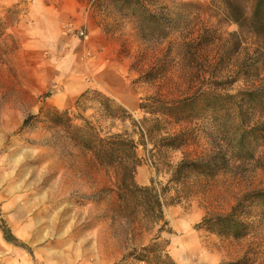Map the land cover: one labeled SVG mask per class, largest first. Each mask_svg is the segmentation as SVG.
<instances>
[{
  "label": "rangeland",
  "instance_id": "374dc122",
  "mask_svg": "<svg viewBox=\"0 0 264 264\" xmlns=\"http://www.w3.org/2000/svg\"><path fill=\"white\" fill-rule=\"evenodd\" d=\"M144 1L143 9L119 0H0V264H155L145 257L154 242L172 264H264V208L247 196L264 188L262 169L237 161L226 173L171 180L183 158L216 150L223 125L253 118L246 106L203 96L263 79L264 49L247 39L234 45L237 26L219 0ZM87 89L154 131L111 122L94 102L76 109ZM197 97L179 122L161 107ZM140 103L159 107L151 114ZM65 109L90 119L102 137L125 129L145 142L134 181L161 194L162 221L151 224L147 199L121 196L118 173L53 124ZM176 133H184L183 146H160ZM239 201L253 224L246 236L202 225Z\"/></svg>",
  "mask_w": 264,
  "mask_h": 264
},
{
  "label": "trees",
  "instance_id": "16d2710c",
  "mask_svg": "<svg viewBox=\"0 0 264 264\" xmlns=\"http://www.w3.org/2000/svg\"><path fill=\"white\" fill-rule=\"evenodd\" d=\"M119 1L128 6L137 5L143 9L145 8L144 0ZM219 2L223 6L226 18L237 26V31L229 33V37L235 41L234 45L237 47L238 43L241 44V42L247 39L251 40L252 44L256 45L259 49H264V0H219ZM148 17L154 21L160 20L151 12H148ZM255 67L257 68L258 66ZM196 99L198 100V97L184 98L174 102L170 106L161 107L171 111L172 115H175L179 122L186 116V108L191 106ZM204 99H218L222 105L226 104L227 101L233 102L240 110L246 106L253 118L249 121L241 120L239 125L234 126L230 130L227 129V126L223 125V136L216 150L194 159L183 158L175 166L171 180L176 182L191 173L202 174L206 177L226 173L234 162L237 161H252L256 168L264 171V78H259L258 82L252 80L248 88L239 90L234 94L226 93L223 96L218 95L211 98L206 95L203 96ZM86 102L97 103L101 107L103 116L111 122L120 121L124 123L125 121H129L134 129L139 128L141 131L147 129L149 134L154 131V128H150V126L148 127L144 123L138 124L122 105L99 91L85 90L75 100L74 106L76 109H84L86 108ZM139 107L148 113L156 114V107L159 106L140 103ZM71 113L69 109L63 111L56 110L53 115V124L70 129L71 140L89 150L99 165L114 169L118 173L121 196L130 199L141 197L144 201L147 199L146 203L150 204L149 211L153 213L150 220L151 224H158L162 221L163 202L161 194L152 183L147 186H138L134 181L135 169L140 164V158L136 150L139 144L145 145V142L142 139L136 140L125 129L119 132H108L107 135L102 137L97 125L90 119L82 116L80 112ZM261 116L262 118H260ZM255 117L258 118L256 119ZM76 120L82 123L78 125L73 124ZM24 122H26V119H24ZM161 139L162 141L159 142L160 146L175 149L183 146L186 141L184 133L172 134ZM247 196L249 200L248 205H258L264 208V188L254 189ZM242 206L239 201L231 207L228 213L203 219L202 225L220 235L240 239L251 232L253 225L239 213L242 210ZM262 214L264 215V212ZM161 230L162 226L160 225L158 232ZM3 235L7 241H16L8 229L3 231ZM154 243L149 248H146L145 257L153 258L155 264H172L170 257L165 252H162L164 248L163 244L160 245L158 243L157 248V246H154Z\"/></svg>",
  "mask_w": 264,
  "mask_h": 264
},
{
  "label": "bare ground",
  "instance_id": "6f19581e",
  "mask_svg": "<svg viewBox=\"0 0 264 264\" xmlns=\"http://www.w3.org/2000/svg\"><path fill=\"white\" fill-rule=\"evenodd\" d=\"M52 102L55 103V104H60L59 97L58 96H54L53 99H52Z\"/></svg>",
  "mask_w": 264,
  "mask_h": 264
},
{
  "label": "built area",
  "instance_id": "2783aa9c",
  "mask_svg": "<svg viewBox=\"0 0 264 264\" xmlns=\"http://www.w3.org/2000/svg\"><path fill=\"white\" fill-rule=\"evenodd\" d=\"M79 35H84V32L83 31H79Z\"/></svg>",
  "mask_w": 264,
  "mask_h": 264
}]
</instances>
